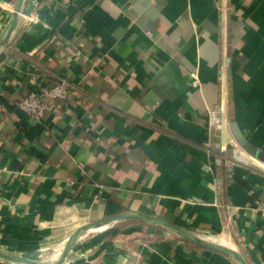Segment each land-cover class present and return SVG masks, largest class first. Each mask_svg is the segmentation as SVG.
I'll use <instances>...</instances> for the list:
<instances>
[{
    "label": "crops",
    "instance_id": "0c3cea01",
    "mask_svg": "<svg viewBox=\"0 0 264 264\" xmlns=\"http://www.w3.org/2000/svg\"><path fill=\"white\" fill-rule=\"evenodd\" d=\"M13 7L0 0V35ZM56 78L68 99L27 121L16 103ZM121 211L264 264V0H23L0 56V250L47 262ZM63 264L237 263L121 221Z\"/></svg>",
    "mask_w": 264,
    "mask_h": 264
},
{
    "label": "water",
    "instance_id": "95a60500",
    "mask_svg": "<svg viewBox=\"0 0 264 264\" xmlns=\"http://www.w3.org/2000/svg\"><path fill=\"white\" fill-rule=\"evenodd\" d=\"M22 3L23 0H14L13 12L7 23V26L5 27L3 33L0 35V56L8 45L11 35L17 27L18 17L21 12ZM234 131L237 132V129H234ZM245 148L248 152L252 154L255 152L254 149H252L248 144L245 145ZM121 221H134L142 225L157 226L178 236L183 241L195 247L222 254L234 260L237 264H250L249 260L245 257V255L235 248L222 247L219 245L212 244L206 241L203 236L197 234L196 232L186 229L182 226L176 225L161 216L154 214H146L138 211H121L119 213L104 216L102 218L90 221L79 226L67 238L61 254L52 263L26 258L17 254L7 253L2 250H0V261L7 264H63L76 241L85 232L110 223Z\"/></svg>",
    "mask_w": 264,
    "mask_h": 264
},
{
    "label": "built area",
    "instance_id": "2783aa9c",
    "mask_svg": "<svg viewBox=\"0 0 264 264\" xmlns=\"http://www.w3.org/2000/svg\"><path fill=\"white\" fill-rule=\"evenodd\" d=\"M191 85L196 87L198 79L195 73H191ZM70 92V84L64 78H56L54 83L42 91H30L23 96L17 103V108L24 114L27 121L34 123L42 121L46 112L51 106H56L63 103L68 99ZM215 122L214 115H210L208 127ZM234 156L237 160L243 162L244 159L240 153H235Z\"/></svg>",
    "mask_w": 264,
    "mask_h": 264
},
{
    "label": "bare ground",
    "instance_id": "6f19581e",
    "mask_svg": "<svg viewBox=\"0 0 264 264\" xmlns=\"http://www.w3.org/2000/svg\"><path fill=\"white\" fill-rule=\"evenodd\" d=\"M206 241H208V242H210V243H212V244H215V245H219V246H222V247H228V248H232V246L228 243V242H226V241H224V240H222V239H220V238H214V237H209V239H211L212 241H210V240H208V239H206L205 237H203ZM58 247V246H57ZM58 249H59V247H58ZM63 249V248H62ZM62 249H60L57 253H56V255H54L50 260H48L47 262L48 263H52L54 260H56L57 259V257H59V255L61 254V252H62ZM57 251V250H56ZM55 253V252H54ZM53 253V254H54ZM52 254V255H53ZM42 261H43V259H42Z\"/></svg>",
    "mask_w": 264,
    "mask_h": 264
},
{
    "label": "trees",
    "instance_id": "16d2710c",
    "mask_svg": "<svg viewBox=\"0 0 264 264\" xmlns=\"http://www.w3.org/2000/svg\"><path fill=\"white\" fill-rule=\"evenodd\" d=\"M187 243V242H186Z\"/></svg>",
    "mask_w": 264,
    "mask_h": 264
}]
</instances>
